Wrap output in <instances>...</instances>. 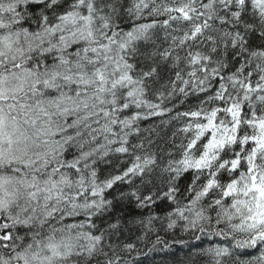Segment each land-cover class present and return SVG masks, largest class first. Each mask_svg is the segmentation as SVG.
<instances>
[{
  "label": "snow or ice",
  "instance_id": "snow-or-ice-1",
  "mask_svg": "<svg viewBox=\"0 0 264 264\" xmlns=\"http://www.w3.org/2000/svg\"><path fill=\"white\" fill-rule=\"evenodd\" d=\"M0 264H264V0H0Z\"/></svg>",
  "mask_w": 264,
  "mask_h": 264
},
{
  "label": "trees",
  "instance_id": "trees-1",
  "mask_svg": "<svg viewBox=\"0 0 264 264\" xmlns=\"http://www.w3.org/2000/svg\"><path fill=\"white\" fill-rule=\"evenodd\" d=\"M181 255H183V253H181Z\"/></svg>",
  "mask_w": 264,
  "mask_h": 264
}]
</instances>
